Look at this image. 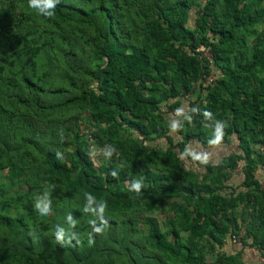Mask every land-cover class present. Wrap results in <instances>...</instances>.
Segmentation results:
<instances>
[{"label":"trees","instance_id":"16d2710c","mask_svg":"<svg viewBox=\"0 0 264 264\" xmlns=\"http://www.w3.org/2000/svg\"><path fill=\"white\" fill-rule=\"evenodd\" d=\"M260 168L264 0H0V264H264Z\"/></svg>","mask_w":264,"mask_h":264},{"label":"clouds","instance_id":"9594fccd","mask_svg":"<svg viewBox=\"0 0 264 264\" xmlns=\"http://www.w3.org/2000/svg\"><path fill=\"white\" fill-rule=\"evenodd\" d=\"M58 2H59V0H28V6L32 9H39L40 11H44L46 9H55ZM54 14H55L54 12H46L44 16L52 17V16H54ZM205 115L210 118L212 113L209 111H206ZM173 127H175V124H173ZM224 127H225L224 123H221L216 127V129H215V142L216 143H220L222 141V138L224 135V131H223ZM57 158L59 159L60 157H57ZM193 159L199 160L200 163H206L207 162L206 155L204 156V158H201L200 156H194ZM112 175L115 176L116 175L115 172H113ZM142 186L143 185L140 182L133 183V184H131L130 191H133V189H134L136 193H139L140 188ZM92 199H93V197L89 196L90 202ZM105 206H107L106 202H103V205L98 210L99 213L101 214V216L103 214ZM34 207L40 216H48L50 214L51 200H49L47 197H45L43 200L35 201ZM90 210L93 211L94 213L97 212L96 209H90ZM68 219L71 222L70 216L68 217ZM89 223L93 224V225L95 224L94 221H89ZM102 223L106 224L107 221H102ZM93 231L98 233V234H102L104 232V229H103V227H93ZM54 234H55L56 241H62L63 240V237H64L63 229L57 228L55 230ZM89 237H90L89 238V244L94 243V239L92 238L91 234H89Z\"/></svg>","mask_w":264,"mask_h":264},{"label":"rangeland","instance_id":"374dc122","mask_svg":"<svg viewBox=\"0 0 264 264\" xmlns=\"http://www.w3.org/2000/svg\"><path fill=\"white\" fill-rule=\"evenodd\" d=\"M193 24V19L191 18L190 19V22H189V25L191 26ZM234 142V141H233ZM197 143V142H196ZM199 143H197L194 147H193V144H192V147L190 146L191 150L194 151L197 156H200L201 158H204V156L206 155L207 157V160H210L211 162H215L216 159L219 158V156H215L213 155L214 153H209V151H205L203 150L204 148L202 147H199L198 145ZM155 145L157 146H161V147H164L165 146V143L161 141H156L155 142ZM233 145V144H232ZM234 148V147H233ZM234 149H231V147L227 146V147H223L222 150H221V153H229L230 151H233ZM95 153V152H94ZM241 173V168L240 167H237L234 171H233V178L239 176V174ZM2 176H3V172H0V181L2 180ZM233 244V243H231ZM235 245V244H233ZM261 256H259L257 254V252L255 253H251V250L248 251V254L246 253V255L244 256V260L248 263V264H261Z\"/></svg>","mask_w":264,"mask_h":264},{"label":"crops","instance_id":"0c3cea01","mask_svg":"<svg viewBox=\"0 0 264 264\" xmlns=\"http://www.w3.org/2000/svg\"><path fill=\"white\" fill-rule=\"evenodd\" d=\"M232 141V140H231ZM198 143V142H197ZM196 143V141H192V142H190V146L192 147V144H193V147L197 144ZM234 142L232 141L231 142V144H233ZM199 145V147H202V148H204L203 150L205 151V149H206V151H209V153H210V155H211V153H214L213 155H215V156H219V158L220 157H222V156H224V155H226L227 153H221V150H222V148L223 147H227V146H229V145H227V144H219V145H216V144H210V145H208V146H202V145H200V144H198ZM229 147H233V145H231V146H229ZM208 157V156H207ZM239 176H240V174H239ZM239 176H237V177H235V178H233L234 179V181H237L238 180V178H239ZM257 177H258V179L261 181V183L263 184V186H264V168H260L259 170H258V172H257ZM232 242L230 241H227L226 243H225V246H224V249H226V250H231V248H235L236 247V244L237 243H233V244H235V245H233V244H231ZM229 246V247H228Z\"/></svg>","mask_w":264,"mask_h":264},{"label":"built area","instance_id":"2783aa9c","mask_svg":"<svg viewBox=\"0 0 264 264\" xmlns=\"http://www.w3.org/2000/svg\"><path fill=\"white\" fill-rule=\"evenodd\" d=\"M205 55H207V53H205ZM211 81H213V77L211 75L205 78L206 83L211 82ZM187 166L194 168L193 162H190V161H188Z\"/></svg>","mask_w":264,"mask_h":264}]
</instances>
